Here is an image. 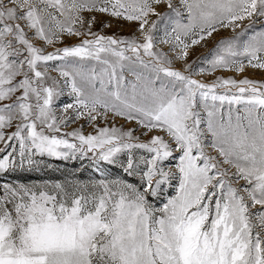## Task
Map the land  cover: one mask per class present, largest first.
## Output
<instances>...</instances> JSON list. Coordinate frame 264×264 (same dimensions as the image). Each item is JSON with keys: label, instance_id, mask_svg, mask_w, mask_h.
I'll return each instance as SVG.
<instances>
[{"label": "snow or ice", "instance_id": "obj_1", "mask_svg": "<svg viewBox=\"0 0 264 264\" xmlns=\"http://www.w3.org/2000/svg\"><path fill=\"white\" fill-rule=\"evenodd\" d=\"M249 68L264 0H0V264H264Z\"/></svg>", "mask_w": 264, "mask_h": 264}, {"label": "rangeland", "instance_id": "obj_2", "mask_svg": "<svg viewBox=\"0 0 264 264\" xmlns=\"http://www.w3.org/2000/svg\"><path fill=\"white\" fill-rule=\"evenodd\" d=\"M119 29L113 28V29H107L106 34H112L114 31H118ZM129 32V28L127 26L124 27V30L122 34L126 35ZM223 35L227 36L229 35L228 32H223ZM212 45L209 44L208 48H210ZM208 48H202L197 46L196 49L193 51L192 56L190 59H195L197 56H199L201 53H207ZM224 74V73H223ZM246 74L252 78L260 79L264 78V72H261L259 70H254L249 68L246 72ZM224 75H230V73H225ZM76 171L70 164L66 165L65 162L60 161H53V167L49 168L46 171H41L39 173H32L33 181L38 182L39 180H64L65 178L71 179L72 177L69 175L70 173ZM79 175V173H77Z\"/></svg>", "mask_w": 264, "mask_h": 264}, {"label": "bare ground", "instance_id": "obj_3", "mask_svg": "<svg viewBox=\"0 0 264 264\" xmlns=\"http://www.w3.org/2000/svg\"><path fill=\"white\" fill-rule=\"evenodd\" d=\"M225 74V73H224ZM227 74V73H226Z\"/></svg>", "mask_w": 264, "mask_h": 264}]
</instances>
